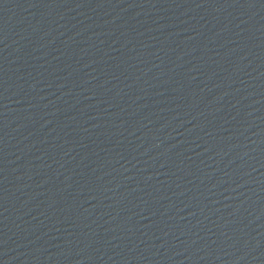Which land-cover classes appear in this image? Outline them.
Returning <instances> with one entry per match:
<instances>
[{
	"label": "water",
	"instance_id": "water-1",
	"mask_svg": "<svg viewBox=\"0 0 264 264\" xmlns=\"http://www.w3.org/2000/svg\"><path fill=\"white\" fill-rule=\"evenodd\" d=\"M0 264H264V0H0Z\"/></svg>",
	"mask_w": 264,
	"mask_h": 264
}]
</instances>
